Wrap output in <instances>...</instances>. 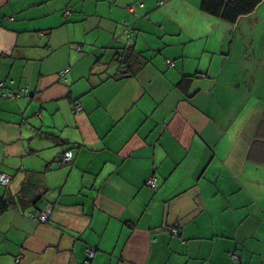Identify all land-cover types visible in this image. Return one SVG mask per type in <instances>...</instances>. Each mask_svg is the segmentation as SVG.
<instances>
[{"label":"crops","instance_id":"crops-1","mask_svg":"<svg viewBox=\"0 0 264 264\" xmlns=\"http://www.w3.org/2000/svg\"><path fill=\"white\" fill-rule=\"evenodd\" d=\"M202 2L0 0V264H264V2Z\"/></svg>","mask_w":264,"mask_h":264},{"label":"trees","instance_id":"trees-1","mask_svg":"<svg viewBox=\"0 0 264 264\" xmlns=\"http://www.w3.org/2000/svg\"><path fill=\"white\" fill-rule=\"evenodd\" d=\"M264 0H238L231 3L225 0H203L202 11L207 15L218 18L234 25L240 19L256 12ZM17 196L10 194L6 188L0 186V218L17 206Z\"/></svg>","mask_w":264,"mask_h":264},{"label":"built area","instance_id":"built-area-1","mask_svg":"<svg viewBox=\"0 0 264 264\" xmlns=\"http://www.w3.org/2000/svg\"><path fill=\"white\" fill-rule=\"evenodd\" d=\"M70 14H71V12L68 11L67 15L69 16ZM0 26H1V24H0ZM168 64H169L170 67L174 66V64L171 63V62H168ZM66 73L67 72L61 74V78H64ZM2 89H4V84L0 83V90H2ZM19 97H20V95H17V94H14V93H3V94H0V98H2V99L16 100ZM80 111H81V107L77 106L75 108V112H80ZM72 162H73V154L71 152L66 153L64 155V159H63L64 165H72ZM11 180H12L11 176L0 174V186L7 187L11 183ZM157 185H158V179L155 178V177L150 178L147 181V186L150 189L154 190V191H157V189H158ZM49 215H50V211H47V212L43 213L39 218H37L35 214H29L28 218L31 219V220H34V221H39L41 223H46L48 221V219H49ZM172 234L174 236H178L180 234V231L179 230H173ZM95 253H96L95 250H92V249L88 250V260L84 264H90V261L93 260V258L95 256ZM232 259L236 263L239 262V258H238V256L236 254L233 255Z\"/></svg>","mask_w":264,"mask_h":264}]
</instances>
